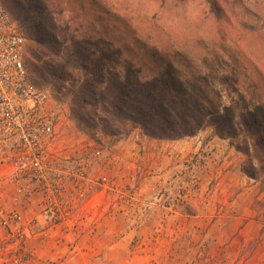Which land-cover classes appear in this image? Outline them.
I'll return each mask as SVG.
<instances>
[{
  "label": "rangeland",
  "instance_id": "obj_1",
  "mask_svg": "<svg viewBox=\"0 0 264 264\" xmlns=\"http://www.w3.org/2000/svg\"><path fill=\"white\" fill-rule=\"evenodd\" d=\"M2 2L34 64L37 33L21 0ZM43 2L71 35L111 41L146 78L160 73L152 47L168 46L198 61L249 60L242 72L261 84L264 0H215V11L209 0ZM29 75L61 108L48 156L62 172L59 219L44 218L50 194L35 184L20 190L24 181L0 168V264H264V176L246 175L228 140L211 129L176 140L139 128L119 138L85 131L70 113L77 84L43 83L30 67Z\"/></svg>",
  "mask_w": 264,
  "mask_h": 264
},
{
  "label": "trees",
  "instance_id": "obj_2",
  "mask_svg": "<svg viewBox=\"0 0 264 264\" xmlns=\"http://www.w3.org/2000/svg\"><path fill=\"white\" fill-rule=\"evenodd\" d=\"M208 3L214 11L218 7L215 0ZM20 5L24 21L37 33L32 39L37 46L29 50L34 64L24 61L28 74L30 67L43 83L77 84L70 113L82 130L119 138L139 128L151 139L176 140L211 129L245 156L246 175L264 176V72L261 84L250 82L242 72L253 66L249 60L242 65L222 57L198 61L176 48L152 47L160 73L146 78L111 41L71 35L43 0ZM223 65L229 68L225 73ZM241 79L247 80L245 89Z\"/></svg>",
  "mask_w": 264,
  "mask_h": 264
},
{
  "label": "built area",
  "instance_id": "obj_3",
  "mask_svg": "<svg viewBox=\"0 0 264 264\" xmlns=\"http://www.w3.org/2000/svg\"><path fill=\"white\" fill-rule=\"evenodd\" d=\"M26 38L10 23L0 0V168L19 186L35 184L51 196L44 218L59 219L55 194L61 188L57 164L48 159L58 135L60 105L50 90L33 83L25 66ZM69 169V167H68Z\"/></svg>",
  "mask_w": 264,
  "mask_h": 264
}]
</instances>
